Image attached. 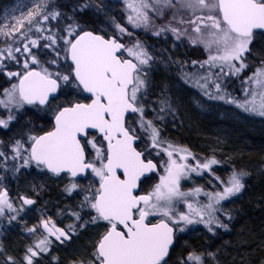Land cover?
Here are the masks:
<instances>
[{"label": "snow or ice", "instance_id": "obj_1", "mask_svg": "<svg viewBox=\"0 0 264 264\" xmlns=\"http://www.w3.org/2000/svg\"><path fill=\"white\" fill-rule=\"evenodd\" d=\"M125 6L130 13L127 21L133 28L149 26L152 20L150 12L159 17L171 12L167 26L154 34L170 31L177 40L186 36L193 45L203 44L210 55L201 63V67L219 66L223 70L227 66L232 74H238L247 67L244 54L249 52V45L257 30L264 32V0H125ZM49 7V0H33L32 8L26 14L0 24V36L5 38L7 44L6 48L0 49V71L5 67V59L19 63L16 53L23 50L28 54L23 61L22 74L6 73L10 78L19 77V83L0 93V106L8 111L6 119L0 118V127L8 128L10 122L16 119L14 110L19 111L25 105H47L48 110L54 112L55 119L52 131L40 136H28L30 148L25 149L21 140L15 141L12 159L19 157L23 164L13 171L19 172L21 167L34 162L37 168H46L55 175L67 172L75 178L79 173L91 169L99 178V187L91 195L85 196L82 206L86 204L95 210L96 215L91 217V223L105 221L108 227L96 243L88 264H168L167 258L177 232L182 233L190 225L196 224L204 225L213 234L217 228L227 230L228 225L217 212L222 210L221 201L236 196L245 188L247 173L234 170L226 181H220L224 185L222 191L205 192L207 203L197 202L196 206L192 199L203 190L199 187L187 192L181 190V180L188 178L189 173L210 171L212 165L219 161L211 157L203 162L197 160L195 166L188 164L190 156L195 159L191 151L162 140L160 129L152 120L144 118L145 109L140 103V97L148 87L144 69L150 66L153 57L141 42L126 46L115 37L105 39L92 32L77 34L80 26L69 24L66 27L67 37L60 39L66 45L65 59L72 61L70 71L61 74L51 72L46 67H41L40 71L30 67V61L31 64H40L32 51L39 46V38L30 39L33 30L43 32V21L57 20L61 16L59 11H48ZM88 7V4H84L80 9L83 11ZM181 12H188L190 18L186 20L178 15ZM112 19L121 36L132 35L126 27ZM173 21L187 27L174 26ZM8 40L12 42L8 43ZM47 40L50 43L43 47L51 48L57 43L56 34L49 35ZM17 41L22 44V49L13 47ZM121 51L127 52L131 59H122ZM234 61L240 62L239 67ZM50 63L56 64V60ZM181 75L186 82H193L209 99L236 104L244 112L264 117V62L248 77L247 82L251 87L246 89L248 98L243 102L231 97L215 80L210 85L211 74L207 77L189 73ZM62 82L91 94V102L69 106L54 103ZM213 86L215 92L210 90ZM161 104L164 105L161 112L171 108L167 100H162ZM126 114H138L134 122L148 136L149 147L157 149V156L161 152L167 156V160L162 161L164 174L151 191L143 195L135 194L141 179L156 172L158 164L147 158V149L137 151L134 147L141 137L136 128L126 124ZM89 129L102 134L103 140L107 141L106 149L97 145L95 137L88 138ZM82 139L85 141L83 144ZM88 145L95 150L93 161L86 160ZM22 151L28 154L24 156ZM0 157L7 159L3 151H0ZM77 187L72 183L66 191L72 192ZM21 199L24 205L34 203L31 199ZM180 202L186 205L187 212L176 211V205ZM6 209L9 212L17 211L9 201L7 191H0V216L5 214ZM19 211H23V207ZM74 215L77 220L80 219L79 213ZM150 216L162 218L157 223H151L148 219ZM16 218L11 216L9 222ZM41 225L47 235L26 249V264H34L36 257L49 252L52 244L50 237H55L61 243L70 239V232L57 228L51 218L42 220ZM68 228L75 231L76 226L69 225ZM35 230L27 229L30 233ZM206 257L214 259L215 253H189L181 264H205ZM5 264H16V260L11 256L6 257Z\"/></svg>", "mask_w": 264, "mask_h": 264}, {"label": "rangeland", "instance_id": "obj_2", "mask_svg": "<svg viewBox=\"0 0 264 264\" xmlns=\"http://www.w3.org/2000/svg\"><path fill=\"white\" fill-rule=\"evenodd\" d=\"M32 4L33 0H0V24L8 23L12 17H19L22 13L26 14L32 8ZM124 14V25H121L132 33L131 36H122L121 41L126 46H131L136 41L145 46L144 40L148 37L150 40L158 42L160 46L155 47L154 58L150 62L153 69L144 70L148 83L145 93L140 97V103L145 109L144 118L152 120L154 125L160 129L162 140L174 146L185 147L191 151L195 159L190 156L187 160L188 164L195 166L197 160L203 162L211 157H215L219 161L218 164L212 165L210 171L203 170L200 174L191 172L188 178L181 180L182 191L187 192L197 187L203 190L198 197L192 199L194 206L197 202L200 204L207 203L205 192L222 191L224 185L220 181H226L234 170L246 173L242 166L236 169L238 161L232 156L233 154L231 155L230 148L233 134L235 132L240 133L243 130H248L251 133L259 132L264 128V117L244 112L236 104L225 103L222 100H211L193 82H186L182 75L181 78L177 75V44L175 42H185L189 47H193L192 49L198 56L199 66L208 59L210 53L205 50L203 44H191L186 36L177 40L170 31L161 32L160 35L154 34L161 27L167 26L168 21L171 19V12H166L163 17L155 16L150 12L149 15L152 16V20L149 26L141 28H133L128 23L127 16L130 13L125 4ZM178 15H182L186 20L190 18L188 12H181ZM173 24L181 28L187 27V25L176 24L175 21H173ZM189 31H191L190 28ZM11 42V40H8V43ZM60 44L59 52L55 45L50 50H46L43 46L35 47L36 51L33 48L32 51L37 52L36 56L40 64H31L30 61V67L39 71L41 67H46L51 72L67 74L70 71V65L68 59H65L67 55L65 52L66 45L64 41H61ZM164 44L169 45L168 50ZM6 47L5 38L0 36V49ZM13 47H21L22 49V44L17 41L13 44ZM249 49V52L244 54V63L247 67L238 74H233V79L241 78L238 85L233 84V87H239L240 93L236 94L232 91L233 89L226 90L222 87L225 92L240 102L248 98L246 89L251 87L247 82L248 77L252 76L255 70L261 67L262 62H264V32L254 34ZM57 53H59V56H57ZM16 55L19 63L8 59L4 60V65L7 63L3 68L7 70L6 73H23V61L28 58V54L21 50ZM39 55L41 57H38ZM122 55L131 58L125 51ZM52 60H56V64H51L50 61ZM234 63L236 67H239V61H234ZM206 68L207 70L218 68L217 73L221 72L219 66L204 65L203 69ZM224 69L226 72L224 71L218 76L210 73V85L212 80L220 83L223 80L221 75L225 73L232 74L227 66ZM189 72V74H194L197 77L209 76L206 72ZM18 81L19 77L10 78L6 75L0 87V93L3 92V89L10 88L12 84H18ZM201 82L203 83V81ZM72 88L71 85H65L62 82L58 99L54 103H60L61 106L72 104L74 101ZM210 90L215 92L214 86ZM162 100H167L171 106L170 109L165 108L164 112L160 111L164 107L161 104ZM14 115L16 119L10 122L8 128L0 127V151H3L7 157V159L0 157V191H7L9 201L12 203L13 208L17 210L9 212L6 209L5 214L0 216V247H2V250H0V264H5L6 257L9 256L16 260V264H26L24 261L26 249L47 235L41 221L48 218H51L57 228L69 231L70 239L61 243L55 240V237H50L52 244L49 252L36 257L34 264H81V262L88 264L92 259L96 243L108 227L105 221L91 223V217L95 216L91 211H94V209L86 204L82 206L85 196L91 195L98 188L99 178L93 174L83 180L72 181L67 175H50L43 168H37L34 163L27 167H21L19 172H14L13 170L16 167L23 164V160L19 157L12 159L14 155L12 147L15 141L21 140L22 143L24 141V148H30L31 142L28 140V136H38L48 131L52 127L54 112L48 110L47 105L42 107L25 105L19 111L14 110ZM7 116L8 111L0 106V118L6 119ZM137 118L138 114L133 115L128 118L127 124L137 129V133L141 137V149L143 151L147 149L146 154L148 157L158 164L156 174L142 184L143 190L147 193L151 191L152 187L159 182L160 176L164 174L162 161H166L167 156L163 152L160 156H157V149L149 147L148 136L142 133L138 124L134 122ZM199 128L204 130L205 133H199L200 135H195L194 138L190 137L188 133L198 132ZM27 154L26 151H22V155L26 156ZM216 177L220 179L217 180ZM72 183L77 184L78 187L72 192L66 191V188ZM244 189L236 196L221 201L220 207L222 210L219 212L233 214V226L230 224L233 228L231 227L230 230L217 228L215 234H213L206 231L204 225L196 224L190 225L182 233L177 232L175 237L177 240L176 251L168 259V264H181V261L185 260L189 253L206 254L208 252L215 253V258L206 257L205 264H254L252 262L254 249L258 247L264 250V241H257L254 232L247 230L249 227L246 220L240 218L242 202L246 200L244 195L241 196L245 193ZM22 197L31 199L34 203L24 205ZM21 207H23V211H19ZM176 211L187 212L188 209L183 202H180L176 205ZM74 213L82 215V219L78 221ZM11 216L17 218L9 222ZM161 218L160 216H150L148 219L150 222H156ZM220 219L223 221L221 216ZM69 225H75V231H70ZM29 228H35L36 230L30 233L27 231ZM256 264H264V253Z\"/></svg>", "mask_w": 264, "mask_h": 264}, {"label": "trees", "instance_id": "obj_3", "mask_svg": "<svg viewBox=\"0 0 264 264\" xmlns=\"http://www.w3.org/2000/svg\"><path fill=\"white\" fill-rule=\"evenodd\" d=\"M51 7L48 11H59L61 16L57 20L43 21L42 27L45 29L43 32H36L33 30L31 39L40 38L39 46H44L50 43L47 37L52 34H56L57 51L61 48L60 42L63 41L60 37H67L66 27L69 24H78L80 27L77 29V34L84 31H91L93 33H101L107 37H115L118 40L122 39V36L117 33L113 19L116 23L124 25V4L125 0H50ZM88 4L89 7L81 11L80 6ZM144 47L147 49L148 53L154 58L155 47H160L159 43L150 40L148 37L144 40ZM163 42V41H162ZM161 42V43H162ZM177 44L176 51V73L180 77L182 73H190L189 71H196L198 73L206 72V74H212L215 76L220 75V73L226 72L223 68L220 73H217V69L207 70L198 65V56L195 54L193 47H189L185 42H175ZM167 50L169 49L168 44H164ZM54 47V45L52 46ZM45 48V47H44ZM50 50L51 48H45ZM34 51L36 48L34 47ZM34 55L37 52H33ZM173 54L175 52H172ZM38 57H41L40 55ZM21 60V59H20ZM196 61L197 63H193ZM7 63H5L6 65ZM153 69L152 63L150 66L146 67L144 70ZM6 71L3 69L0 71V87L4 82L6 77ZM223 80L220 82L221 87L226 90L233 89L232 91L236 94L240 93L239 87H233V84H239V79H233V74H223L221 75ZM181 78V77H180ZM147 80V77H146ZM219 80V78H218ZM232 87V88H231ZM213 88V87H212ZM224 90V89H223ZM201 94V92H199ZM199 133H205L204 130L199 128L198 132L192 131L188 134L190 137L195 135H200ZM231 155L238 161L236 163L237 168L242 166L247 175L245 176L244 183L245 189L244 194L246 200L242 202V207L240 209L241 216L246 220L249 227V231H253L257 241H264V128L259 132L251 133L248 130H243L242 132H235L233 134V140L231 141ZM24 143V141H23ZM244 172V171H243ZM94 214V211H91ZM227 214L223 212L217 213L221 216L223 222L228 225V229L233 226L232 213ZM229 217L227 218V216ZM82 215H80V221ZM232 224V226H230ZM233 228V227H232ZM203 229V228H202ZM206 229L204 228V231ZM207 231V230H206ZM177 240L175 238V243L171 249L170 256L176 251ZM254 254L252 256V262L257 263L259 258L263 255V249L255 247Z\"/></svg>", "mask_w": 264, "mask_h": 264}, {"label": "flooded vegetation", "instance_id": "obj_4", "mask_svg": "<svg viewBox=\"0 0 264 264\" xmlns=\"http://www.w3.org/2000/svg\"><path fill=\"white\" fill-rule=\"evenodd\" d=\"M105 38H110V37H105ZM119 42L123 43L121 40H119ZM171 42H174V41H171ZM122 53H123V51H121V53H120L122 59H131V58H128V57H124V56L122 55ZM68 63H69V62H68ZM69 65H70V64H69ZM70 69H71V65H70ZM37 71H39V70H37ZM18 83H19V81H18ZM72 89H73V93H72V95H73V99H74V101H73L72 104H74V103H90V101H91V100H90V96L85 95L84 92H81V91L78 90V89H75V88H72ZM58 94H59V93H58ZM35 106H40V107H42V106H46V105H35ZM67 106H69V105H67ZM134 115H135V114H134ZM132 116H133V115H132ZM132 116H129L128 118H130V117H132ZM128 118H127V121H128ZM127 121H126V124H127ZM53 128H54V118H53V121H52V127H51L48 131H46V132L51 131ZM46 132L41 133V134H39L38 136H40V135H42V134H45ZM92 137H95V138H96V142H97V145H98L99 147H102V148H104V149L107 148L106 142L103 140V137L100 136L98 133H90V132H89V137H88V138L91 139ZM81 143L83 144V143H85V141L82 139V140H81ZM140 143H141V141L138 140V142L135 144V147H136L137 151H143V150L141 149V147H140ZM146 156H147L148 159H151V158L148 157L147 154H146ZM94 158H95V150L92 149L90 145L86 146V160H87V161H93ZM152 160H153V159H152ZM153 161H154L155 163H157L155 160H153ZM33 163H34V162H33ZM34 164H35V163H34ZM97 166H99V165L97 164ZM43 169L48 173V171H47L45 168H43ZM157 171H158V168H157ZM49 174H50V173H49ZM93 174H94V173L91 172V169H88L87 172H86V174H85V176H84L83 178H77V179H74V178H72L68 173H61V174H59V175H67L70 179H72V181H78V180H83V179H85V178L88 177V176H92ZM155 174H156V173H155ZM155 174H153V175H155ZM50 175H53V174H50ZM153 175L150 176L149 178L143 180V181L140 183V185H139V190H138V192L136 193L137 195H143V194H146V192H145V191L143 190V188H142V184H143L144 181H146V180L152 178ZM53 176H57V175H53ZM98 187H99V184H98ZM94 215H96L95 210H94ZM156 222H157V221H156ZM151 223H155V222H151ZM100 238H101V237H100Z\"/></svg>", "mask_w": 264, "mask_h": 264}, {"label": "water", "instance_id": "obj_5", "mask_svg": "<svg viewBox=\"0 0 264 264\" xmlns=\"http://www.w3.org/2000/svg\"><path fill=\"white\" fill-rule=\"evenodd\" d=\"M84 32H91V31H84ZM257 32H261L260 30H257ZM82 33V32H81ZM81 33H79V34H81ZM93 33V32H92ZM94 35H101V34H98V33H93ZM110 38H113V37H110ZM105 39H109V38H105ZM68 59V62H69V64L71 65V67H72V61H71V59L70 58H67ZM35 70V69H34ZM37 71V70H36ZM85 95H87V96H90L91 94H89V93H85ZM91 102V101H90ZM133 114H126V121H127V118L129 117V116H132ZM54 124H55V119H54ZM53 130V129H52ZM51 130V131H52ZM89 132L90 133H98L100 136H102V134L101 133H99L97 130H95V129H89ZM42 135H44V134H42ZM103 137V136H102ZM106 142V145H107V141H105ZM138 142V141H137ZM137 142H135L134 143V147H135V144L137 143ZM154 162V161H153ZM155 163V162H154ZM46 169V168H45ZM47 170V169H46ZM48 171V173H50V174H53V173H51L49 170H47ZM86 172H87V170L85 171V172H83V173H79L74 179H77V178H83L84 176H85V174H86ZM157 172V171H156ZM156 172H154V173H149V174H147L146 175V177L145 178H142L141 179V182L143 181V180H145V179H147V178H149L150 176H152L153 174H155ZM62 173H67V172H62ZM61 174V173H60ZM53 175H55V174H53ZM70 175V174H69ZM73 178V177H72ZM140 182V183H141ZM138 190H139V188L136 190V192H135V194L138 192ZM158 222V221H157ZM157 222H155V223H157ZM174 243H175V240H174ZM174 246V245H173ZM173 248V247H172ZM171 252V251H170ZM168 259V258H167Z\"/></svg>", "mask_w": 264, "mask_h": 264}, {"label": "bare ground", "instance_id": "obj_6", "mask_svg": "<svg viewBox=\"0 0 264 264\" xmlns=\"http://www.w3.org/2000/svg\"><path fill=\"white\" fill-rule=\"evenodd\" d=\"M81 33V32H80ZM79 34V33H78Z\"/></svg>", "mask_w": 264, "mask_h": 264}]
</instances>
